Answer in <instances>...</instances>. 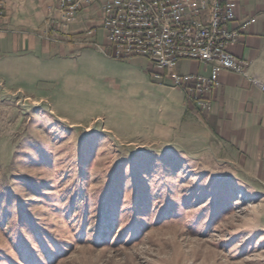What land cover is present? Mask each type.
Here are the masks:
<instances>
[{
    "label": "rangeland",
    "instance_id": "1",
    "mask_svg": "<svg viewBox=\"0 0 264 264\" xmlns=\"http://www.w3.org/2000/svg\"><path fill=\"white\" fill-rule=\"evenodd\" d=\"M83 50L0 72V264H264V185L154 139L146 59Z\"/></svg>",
    "mask_w": 264,
    "mask_h": 264
},
{
    "label": "crops",
    "instance_id": "2",
    "mask_svg": "<svg viewBox=\"0 0 264 264\" xmlns=\"http://www.w3.org/2000/svg\"><path fill=\"white\" fill-rule=\"evenodd\" d=\"M0 1L4 4L0 17V72L5 73L8 64L14 74L15 69L25 70L26 64L36 62V57H64V52L80 47L75 35L87 25L88 16L79 14L67 34L53 40L50 32L48 40L46 6L50 0ZM235 1L238 21L255 18L237 42L227 46L229 53L248 62L247 77L218 69L217 83L203 95L209 102V110L204 111L188 98L185 90L174 88L167 75L158 83L151 76L152 70H147L160 96L154 116V139L169 142L183 136L212 140L264 185V90L250 81L255 78L264 85V0ZM98 31L96 41L101 43ZM89 49L85 47L83 51ZM214 66L184 59L177 63L174 72L209 78Z\"/></svg>",
    "mask_w": 264,
    "mask_h": 264
},
{
    "label": "built area",
    "instance_id": "3",
    "mask_svg": "<svg viewBox=\"0 0 264 264\" xmlns=\"http://www.w3.org/2000/svg\"><path fill=\"white\" fill-rule=\"evenodd\" d=\"M209 6H216L210 32H203V18ZM235 0H216L209 4L197 0H50L47 6L49 29L58 40L70 29L79 14L88 16L87 25L75 37L80 47H90L106 58L130 61L144 58L152 66L151 76L160 83L166 75L176 89L185 90L200 109L209 110L203 95L217 83L218 69L247 77L248 62L227 51L255 18L238 21ZM4 5L0 1V17ZM102 31V43L95 39ZM48 40H51L46 32ZM184 42V49H176ZM184 59L213 63L209 78L178 75L177 63ZM166 74H163V72ZM260 90L264 85L252 78Z\"/></svg>",
    "mask_w": 264,
    "mask_h": 264
},
{
    "label": "bare ground",
    "instance_id": "4",
    "mask_svg": "<svg viewBox=\"0 0 264 264\" xmlns=\"http://www.w3.org/2000/svg\"><path fill=\"white\" fill-rule=\"evenodd\" d=\"M211 4H216V0H211ZM211 19H216V6H209L208 18L203 19V32H210ZM176 49H184V42H176Z\"/></svg>",
    "mask_w": 264,
    "mask_h": 264
}]
</instances>
